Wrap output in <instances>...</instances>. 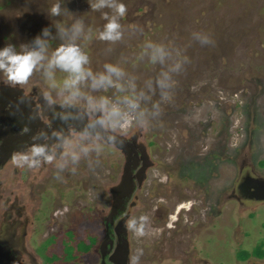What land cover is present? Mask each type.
<instances>
[{"label":"rangeland","instance_id":"1","mask_svg":"<svg viewBox=\"0 0 264 264\" xmlns=\"http://www.w3.org/2000/svg\"><path fill=\"white\" fill-rule=\"evenodd\" d=\"M115 2L127 7L119 18L122 36L105 41L99 38L108 23L105 14L111 18L115 12L107 6L93 9L98 0H0V49L9 44L17 52L22 46L35 48L40 37L46 44L44 67L28 83L51 100L78 91L74 100L93 102L113 130L126 138L139 134L137 141L146 146L152 165L127 228L131 249L142 250L149 264H178L172 253L162 256L151 246L164 241L166 224L182 234L183 246L190 244L188 252L207 244L200 255L213 264L263 257L264 203L243 205L233 198V189L246 172L264 180V0ZM55 4L58 16L51 14ZM205 36L213 43L202 44ZM70 43L88 56L84 67L91 76L65 88L69 73L54 68L51 79L45 73L54 51ZM106 65L120 74H109ZM102 74L111 83L101 81ZM92 155L96 167L84 175L86 185L82 179L67 184L69 193L63 197L70 201L76 196L81 206L88 199L91 211L82 207V222L98 221L94 198L99 200V194L92 192L106 197L97 185L116 182L124 164L119 149L102 142ZM76 165L68 162L64 169ZM98 167L106 172L100 182ZM74 175L79 178L76 169ZM174 214L175 221L168 219ZM141 217L144 234L138 235L128 225L136 220L139 227ZM88 232L67 234L68 250L54 253L53 262L86 252L88 235L95 233Z\"/></svg>","mask_w":264,"mask_h":264},{"label":"flooded vegetation","instance_id":"2","mask_svg":"<svg viewBox=\"0 0 264 264\" xmlns=\"http://www.w3.org/2000/svg\"><path fill=\"white\" fill-rule=\"evenodd\" d=\"M69 98L59 93L51 100L35 84L11 86L0 76V264H55L54 253L62 255L64 249L68 250L66 235L72 231L78 234V230L89 231L86 234L95 232L86 240L89 249L61 264H131L133 256H139V264H149L145 254L131 249L127 228L130 210L137 205L147 168L152 165L147 148L137 141L139 134L126 138L106 125L105 116L93 102L81 104L71 99L65 103ZM98 142L117 149L115 143L123 145L130 157L128 180L132 188L130 192L113 193L121 183L126 162L119 149L124 158L119 179L113 184L97 185L106 191V197L102 191L92 192L94 197L95 193L99 194V200L94 198L99 201L95 204L98 221L86 218L82 222V213L86 211L82 207H88V199L81 206L75 203L76 196L70 201L63 197L69 193L68 186L77 184V180L82 179L86 185L83 177L92 170L95 159L92 152ZM33 144H46L49 154H54L53 161L47 163L41 157L38 158L39 167L29 168L23 162V167H17L12 160L13 154L26 153ZM73 156L78 159L74 160ZM73 161L78 164L75 169L79 178L71 176L75 169H64L65 164ZM80 164L83 168H79ZM98 172L101 175L96 181L100 182L102 172H106L100 167ZM95 175L91 173V177ZM61 176H66L70 183L63 181ZM255 179L260 178L256 176ZM253 186V177L248 172L242 174L233 189V198L243 205L264 203L254 197ZM87 209L91 211V208ZM176 216L168 219L175 221ZM88 222L89 225L97 223V228L88 226ZM162 229L166 232L164 241L157 246L151 244L159 250L157 254L168 256L172 253L171 259L178 264H213L209 258L200 255L207 244L200 251L192 247L188 252L190 244L183 246L182 234L175 226L166 224ZM236 264H264V256Z\"/></svg>","mask_w":264,"mask_h":264},{"label":"clouds","instance_id":"3","mask_svg":"<svg viewBox=\"0 0 264 264\" xmlns=\"http://www.w3.org/2000/svg\"><path fill=\"white\" fill-rule=\"evenodd\" d=\"M111 7L114 9L115 15L109 18L105 14V19L108 23L104 26V30L99 34V38L105 41H116L122 36L120 31L121 24L119 18L125 17L127 13V7L124 3H117L115 0H98V3L93 4V9L98 10L102 7ZM51 14L54 16L60 15L59 4H55L51 8ZM76 31L80 30V26L74 25ZM48 35V30H44V36ZM202 44L208 45L213 43L210 37L205 36L202 39ZM35 44L38 47L29 49L27 46H22L21 51L17 52L15 48L9 44L8 46L0 49V72L6 77L7 83L11 86L25 85L28 83L34 72L40 67H44L42 61L46 59V44L40 37H37ZM88 63V56L81 51V49L75 44L61 45L58 47L47 63V71L45 75L51 79L52 69L59 68L64 72L69 73V78L64 81L65 88H74L82 80L91 76L90 70L85 69V65ZM106 70L109 74H120V69L113 65H106ZM100 80H107L111 83L110 76H100ZM79 95L78 91L72 92L71 97L65 100V103H69L71 99H74ZM115 114V113H114ZM27 131V129H24ZM42 134V133H41ZM41 134H38L41 135ZM58 135V134H57ZM33 137V139L38 138ZM43 158L47 163H51L54 159V154H49L48 146L46 144H33L29 148L28 152H16L13 154L12 160L17 167H23V163H27L29 168H36L40 166L38 158ZM73 159H78L77 156H73ZM23 162V163H22ZM145 218H140V226L137 227V221L133 220L128 225L129 228L135 229L138 235L144 234L143 221ZM140 255H142V250ZM131 264H139V256H133Z\"/></svg>","mask_w":264,"mask_h":264},{"label":"water","instance_id":"4","mask_svg":"<svg viewBox=\"0 0 264 264\" xmlns=\"http://www.w3.org/2000/svg\"><path fill=\"white\" fill-rule=\"evenodd\" d=\"M115 145L123 152L126 158V162L124 165V170H123V176L121 183L118 187L114 189V194H118L119 192L126 190L127 192H130L132 188V184L129 182L130 179L128 180V174H129V165H130V157L129 154L126 150H124L123 145ZM253 194H255L254 197H256L257 200L263 201L264 202V180L261 179H255L253 178ZM117 196V195H116Z\"/></svg>","mask_w":264,"mask_h":264}]
</instances>
